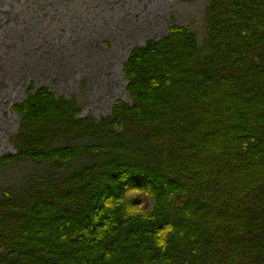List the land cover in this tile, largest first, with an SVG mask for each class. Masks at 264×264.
<instances>
[{"label":"trees","instance_id":"1","mask_svg":"<svg viewBox=\"0 0 264 264\" xmlns=\"http://www.w3.org/2000/svg\"><path fill=\"white\" fill-rule=\"evenodd\" d=\"M122 72L99 120L32 82L12 106L0 165L40 173L0 192V264H264V0H208L203 46L172 25Z\"/></svg>","mask_w":264,"mask_h":264},{"label":"rangeland","instance_id":"2","mask_svg":"<svg viewBox=\"0 0 264 264\" xmlns=\"http://www.w3.org/2000/svg\"><path fill=\"white\" fill-rule=\"evenodd\" d=\"M51 1L0 0V158L16 152L12 106L30 82L99 120L116 101L130 103L122 65L134 46L172 25L189 27L204 44L208 0ZM39 173L30 162L1 164L0 192L24 188Z\"/></svg>","mask_w":264,"mask_h":264}]
</instances>
